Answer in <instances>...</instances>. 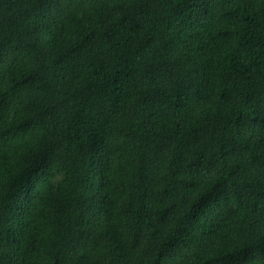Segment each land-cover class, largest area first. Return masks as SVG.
Returning a JSON list of instances; mask_svg holds the SVG:
<instances>
[{"label": "trees", "instance_id": "trees-1", "mask_svg": "<svg viewBox=\"0 0 264 264\" xmlns=\"http://www.w3.org/2000/svg\"><path fill=\"white\" fill-rule=\"evenodd\" d=\"M244 258L264 264V0H0V264Z\"/></svg>", "mask_w": 264, "mask_h": 264}, {"label": "snow or ice", "instance_id": "snow-or-ice-1", "mask_svg": "<svg viewBox=\"0 0 264 264\" xmlns=\"http://www.w3.org/2000/svg\"><path fill=\"white\" fill-rule=\"evenodd\" d=\"M45 174L46 165L44 161L37 160L35 166L31 170H29L25 175L21 176L20 182L22 186L27 189V191H31L41 183ZM241 264H247L246 258L241 260Z\"/></svg>", "mask_w": 264, "mask_h": 264}]
</instances>
